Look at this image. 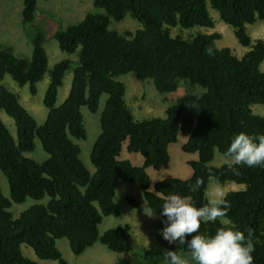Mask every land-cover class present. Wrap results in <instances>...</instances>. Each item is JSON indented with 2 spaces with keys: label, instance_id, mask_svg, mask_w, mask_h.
Instances as JSON below:
<instances>
[{
  "label": "trees",
  "instance_id": "trees-1",
  "mask_svg": "<svg viewBox=\"0 0 264 264\" xmlns=\"http://www.w3.org/2000/svg\"><path fill=\"white\" fill-rule=\"evenodd\" d=\"M36 2L22 0L23 24L33 21ZM92 4L103 11L86 13L80 21L52 32L62 52L76 53V66L59 105H55L57 90L70 59L54 63L48 71L42 98L47 112L40 125L1 80L8 74L19 86L27 85L30 95L36 93V83L47 69L42 33L31 37L29 58L0 47V110L15 127L13 136L0 119V171L9 188L8 198L0 191V264H40L21 252L22 243L37 259L67 264L55 244L59 238L67 239L74 255L96 241L110 251L122 252L127 224L98 234L103 216L119 215L113 201L114 179L135 182L161 225L160 207L170 193L187 196L196 206H203L210 180L244 185L241 190L226 192L230 208L223 218L241 231L251 229L252 264H264V168L241 165L236 174L226 164H207L214 149L224 156L234 134H264V116L251 109L255 104L264 105V70L259 68L264 60V39L251 40L246 33L247 24L264 20V0H92ZM207 4L247 48L240 57L215 45L220 38L217 32L188 38L170 34L174 26L212 28ZM125 15L140 27L122 33L108 28L110 20L120 21ZM209 47L212 55L206 52ZM129 72L136 79H150L159 93L174 91L179 80L199 86L202 92L180 95L165 108L164 117L136 120L124 101V85L116 79ZM102 94L106 98L99 115L100 131L89 153L94 167L90 174L79 159L80 148L74 139L85 138L80 108L95 112ZM178 133L186 137L181 150L197 154L196 159L186 161L191 172L187 177L162 178L153 184L152 191L146 168L167 164L168 145ZM34 139L47 154L41 162L24 155L33 150ZM123 142L127 152L143 157L140 165L118 159ZM198 179L199 188L191 191ZM44 196L48 197L45 204L34 203L17 218L8 210L11 202ZM125 199L131 208L139 205L132 196ZM218 227L219 220L202 222L198 232L212 234ZM181 251L188 255L186 246H181Z\"/></svg>",
  "mask_w": 264,
  "mask_h": 264
},
{
  "label": "rangeland",
  "instance_id": "rangeland-1",
  "mask_svg": "<svg viewBox=\"0 0 264 264\" xmlns=\"http://www.w3.org/2000/svg\"><path fill=\"white\" fill-rule=\"evenodd\" d=\"M206 7L208 15L213 21L212 28L202 26L181 28L174 26L170 28V34L188 38V36L196 33L217 32L220 34V38L215 41V45L217 47H227L235 56L240 57L247 48L237 42L233 35L232 27L222 22L218 13L209 4ZM21 8L22 0H0V47H9L14 55L29 58L32 51L30 39L35 32L39 31L44 38L42 45L47 57V69L42 79L36 83V93L34 95L29 94L27 85L19 86L8 74H4L1 84L18 97L20 104L32 115L36 124L40 125L47 112L42 104V98L48 83V71L54 63L64 58L70 59L69 68L65 71L62 84L57 90L55 105H59L67 95L72 78V70L76 66V53L68 54L62 52L58 48L56 40L52 37V32L55 29H64L66 26L80 21L86 13L102 12L103 10L95 8L92 0H37L34 19L30 24L25 25L21 22ZM138 27H140L139 24L128 15H125L120 21L110 20L108 24L109 29H113L118 33L124 31L133 32ZM246 33L251 40L264 39V20H256L254 23L247 24ZM259 68L264 70V60L259 64ZM116 79L124 85V101L130 107L136 120L164 117L165 108L180 95L185 92L196 94L202 92L199 86H189L184 80L178 81L174 91L159 93L150 79H136L130 72L119 75ZM105 98L106 94H102L99 97L98 107L95 112H90L84 106L80 108L85 138L74 139V142L80 148L79 159L90 174L93 173L94 167L89 160V153L100 131L99 115ZM251 109L254 113L264 116V105L255 104L251 106ZM0 119L14 136L15 127L12 119L2 110H0ZM185 139L184 135L178 133L176 140L168 145L169 161L166 165L159 169L146 168L150 181V190L153 191V184L162 178H182L190 174L191 169L186 164V161L196 159L197 154L181 150V145ZM125 143H122L118 159H128L133 165H140L143 162V157L139 153L127 152ZM24 155L37 162H41L47 157L37 139H34L33 150L24 153ZM207 164L214 167L221 166L225 164V157L214 149L213 157ZM217 185L221 186L225 192L244 188V185L234 182L219 184L215 180H210L205 192L207 202L211 198L212 189ZM112 186L114 189L113 201L119 208V215L103 216L98 224V234L101 235L109 228L127 224L129 232L125 241V249L122 252H113L100 244L99 241H96L81 254L74 255L68 247L67 239L59 238L55 241V244L63 259L67 264H119L121 261L124 264H162L158 257L167 249L176 250L177 246L175 244L170 245L162 239L160 229L163 225L159 223L157 216L147 208L140 188L135 182H127L121 179H114ZM0 191L8 198V184L1 171ZM126 196L134 197L139 202V205L131 208L125 199ZM47 200V196L39 200L26 197L21 203L11 202L8 210L13 218H17L30 205L34 203L45 204ZM20 250L25 256L38 261L40 264H56L55 260L37 259L32 249L23 243L20 245ZM177 251L179 254L184 255L181 247Z\"/></svg>",
  "mask_w": 264,
  "mask_h": 264
},
{
  "label": "clouds",
  "instance_id": "clouds-1",
  "mask_svg": "<svg viewBox=\"0 0 264 264\" xmlns=\"http://www.w3.org/2000/svg\"><path fill=\"white\" fill-rule=\"evenodd\" d=\"M206 52L213 54L210 47ZM224 157L228 169L236 174H239L238 166L241 165L264 168V134L245 131L234 134ZM200 183L198 179L190 190H197ZM226 195L225 190L217 185L212 189L207 204L196 206L187 196L168 194L159 211L163 218L160 234L168 244H175L177 248L167 249L158 257L162 264H252L254 245L251 229L241 231L235 224L222 219L230 208ZM218 219L223 226L214 233L198 232L202 222ZM188 236L190 238L186 239ZM181 246H186L187 256L178 253Z\"/></svg>",
  "mask_w": 264,
  "mask_h": 264
}]
</instances>
